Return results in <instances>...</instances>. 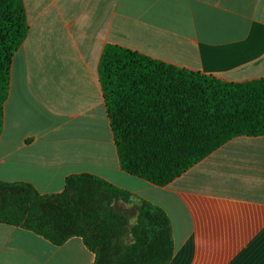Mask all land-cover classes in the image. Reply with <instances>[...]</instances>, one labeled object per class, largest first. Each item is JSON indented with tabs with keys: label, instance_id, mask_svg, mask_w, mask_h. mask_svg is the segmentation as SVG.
<instances>
[{
	"label": "crops",
	"instance_id": "0c3cea01",
	"mask_svg": "<svg viewBox=\"0 0 264 264\" xmlns=\"http://www.w3.org/2000/svg\"><path fill=\"white\" fill-rule=\"evenodd\" d=\"M29 25L12 62L0 181L60 194L92 174L162 208L169 264H264V136L238 137L166 187L120 166L100 80L107 45L228 83L264 79V0H23ZM132 225L138 201L120 205ZM73 238L55 246L0 224V264H95Z\"/></svg>",
	"mask_w": 264,
	"mask_h": 264
},
{
	"label": "trees",
	"instance_id": "16d2710c",
	"mask_svg": "<svg viewBox=\"0 0 264 264\" xmlns=\"http://www.w3.org/2000/svg\"><path fill=\"white\" fill-rule=\"evenodd\" d=\"M29 32L23 0H0V136L12 62ZM100 80L120 166L166 187L228 141L264 136V79L228 83L107 45ZM138 201L131 224L120 205ZM0 224L20 227L55 246L81 238L95 264H169L172 222L160 207L105 179L80 174L60 194L0 181Z\"/></svg>",
	"mask_w": 264,
	"mask_h": 264
},
{
	"label": "rangeland",
	"instance_id": "374dc122",
	"mask_svg": "<svg viewBox=\"0 0 264 264\" xmlns=\"http://www.w3.org/2000/svg\"><path fill=\"white\" fill-rule=\"evenodd\" d=\"M131 224H132V220H131Z\"/></svg>",
	"mask_w": 264,
	"mask_h": 264
}]
</instances>
